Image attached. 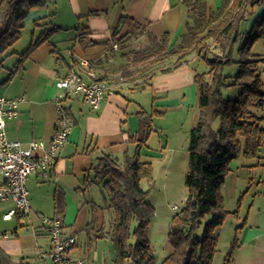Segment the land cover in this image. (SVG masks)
I'll return each instance as SVG.
<instances>
[{"label": "crops", "instance_id": "0c3cea01", "mask_svg": "<svg viewBox=\"0 0 264 264\" xmlns=\"http://www.w3.org/2000/svg\"><path fill=\"white\" fill-rule=\"evenodd\" d=\"M197 1L204 7L206 17L224 2ZM189 11L182 0H47L28 10L20 38L9 54L0 56V93L9 98L24 97L18 106V118L7 121V136L24 145L32 140L47 143L57 118L53 99L60 93L55 85L58 77L70 72L80 74L86 81L103 77L108 81V90L98 107H91L72 93L63 96L61 104L72 117V128L55 163L26 177L28 212L5 220L3 213L13 202L0 200V248L14 262L52 264L39 258V253L50 247L48 230L40 222L45 216L59 218L64 233L76 235L67 257L80 259L81 264H115L109 236L105 233L96 237L99 232L90 225L95 213L99 214L93 224L95 230L101 225L106 229L113 219L111 210L101 208L104 201L98 186L84 182L99 156L133 153L137 148L135 140L147 134L139 147V157L150 164L152 177H160L165 184L174 175L184 177L189 130L200 116L194 76L205 68L194 66L192 60L198 58L193 57L167 71L159 67L148 72V66H144L131 73L124 60L129 51L128 37L140 41L149 37L152 41L167 33L168 44L181 42L186 23L194 19ZM123 16L131 18V22L118 24ZM41 36L45 38L19 61L30 42ZM114 37L122 38V42H115ZM252 51L264 54V38L253 43ZM82 59L88 66L80 64ZM165 66L168 65L162 67ZM259 72L264 82V59L259 63ZM141 115L148 127L143 125ZM261 150L259 157H264V145ZM2 180L0 176V183ZM93 204L98 206L94 208ZM235 234L237 245L232 262L264 264V215L258 223L246 224ZM233 236L234 232L229 237L231 242Z\"/></svg>", "mask_w": 264, "mask_h": 264}, {"label": "trees", "instance_id": "16d2710c", "mask_svg": "<svg viewBox=\"0 0 264 264\" xmlns=\"http://www.w3.org/2000/svg\"><path fill=\"white\" fill-rule=\"evenodd\" d=\"M191 5L196 14L187 22L181 34V42L168 44L169 34L154 38L155 54L137 53L136 61H163L169 55L178 54L177 61L158 70L167 71L186 61L188 49L195 50V57L202 60L206 69L197 72L194 80L199 89L200 116L198 123L189 130L188 160L184 183L187 197L184 205L171 217L168 243L172 250L161 261L156 260L147 238V227L153 216V206L146 200V191L141 187L142 179H151V167L139 157V147L147 134L136 139L133 153L121 156L103 154L90 166L85 175V185L96 184L102 194L105 208L113 213V219L105 229L95 230L93 224L99 219L95 213L90 221L96 237L109 236L114 251V263L123 264H212L217 247L215 228L223 223L229 211L224 208L221 187L225 182L229 162L240 155L259 158L264 145V82L259 72V63L264 59L252 51L253 43L264 38V13L258 15L246 31L241 24L253 7L261 0H224L222 5L205 16L204 7L197 0H182ZM47 0H1L0 1V53H5L21 35L24 19L31 7L44 5ZM131 22L123 16L118 24ZM51 31H49L50 33ZM115 31L113 35L115 36ZM45 36L30 42L20 54V60ZM115 42H122V38ZM236 64L232 74L224 69ZM155 71V70H154ZM103 80V77H97ZM141 87L144 86L143 83ZM238 87L237 96L223 98L224 86ZM255 110L262 113L257 114ZM143 125L148 127L144 116ZM58 197L55 207L59 208ZM98 205L93 204L96 208ZM236 211H234L235 213ZM245 219H243L244 223ZM243 223L236 226L242 228ZM237 245L234 233L231 255ZM0 264H22L14 262L0 248Z\"/></svg>", "mask_w": 264, "mask_h": 264}, {"label": "rangeland", "instance_id": "374dc122", "mask_svg": "<svg viewBox=\"0 0 264 264\" xmlns=\"http://www.w3.org/2000/svg\"><path fill=\"white\" fill-rule=\"evenodd\" d=\"M186 5L189 10L191 5ZM193 10L194 9L189 11L191 16L196 14ZM262 13H264V0L257 3L253 7L252 12L246 16L240 26L241 30L244 31L248 29L251 25L250 21H253ZM128 39V41H130V44L128 45L129 51L126 53L124 64L125 67L128 69L130 68L131 73H135V71L144 66H148V72L154 71L164 65L175 63L179 56V53H176L169 55L167 59L163 61H153L152 63L151 60H154V57L145 61H136L137 53L139 52H144V54H155V51L157 50L156 44L154 40L150 41L149 37L142 41L131 37H128ZM12 46L6 50V54L10 53L13 49ZM1 54L2 53H0V56ZM7 57L8 55H6V58ZM193 57L196 58L195 50L188 49L183 58L188 60L193 59ZM192 61L193 65L199 69H206V65L202 60L195 59ZM133 66L134 68H131ZM235 70L236 64H231L224 69V72L226 74H232ZM124 72L129 71L125 70ZM103 81L108 84L107 80L103 79ZM238 90L237 86L228 85L221 89V94L223 98H234L237 96ZM257 112H259V110H255V113ZM261 152L263 151L261 150ZM228 165L230 170L228 171L225 182L221 187V193L224 197V208L229 211V213L225 216L223 223L214 230L217 236V250L212 261L213 264H223V258L226 259V256L230 251L231 241L229 240V237L233 232H241L246 224L258 223L264 215V157L247 158L240 155L231 159ZM235 175L237 176L236 181ZM140 185L146 191V200L154 209L153 216L151 217L146 232L147 238L156 256V260L159 262L172 250L167 239L169 224L171 217L175 213L174 211H179L184 205L187 197V188L184 183V177H177L175 175L173 178H170V183L168 184L162 183L160 177L154 178L151 176V179H142ZM233 189L236 193L234 195H232ZM98 191L101 195L99 186ZM174 206L177 207L176 210L172 209ZM234 211L236 212L234 213ZM243 219H245L244 223ZM242 223V228L236 230V226H239ZM6 225L9 226L10 223H7ZM227 260L229 261L225 264H234L230 258L227 257ZM123 264H132V262L128 260Z\"/></svg>", "mask_w": 264, "mask_h": 264}, {"label": "built area", "instance_id": "2783aa9c", "mask_svg": "<svg viewBox=\"0 0 264 264\" xmlns=\"http://www.w3.org/2000/svg\"><path fill=\"white\" fill-rule=\"evenodd\" d=\"M80 64L88 66L85 59ZM90 74L91 70L89 71ZM60 90L53 99L57 109V118L51 137L47 143L41 140H32L27 145L7 136L6 125L8 120H14L19 115V104L24 97H6L0 93V200L10 199L13 206L3 213V219L9 220L15 214H25L29 210L28 191L25 187L26 177L33 171L42 170L52 166L56 161L59 150L65 144L72 128V117L61 104L66 93L80 96L91 107H98L108 90L107 83L103 80L93 79L86 81L80 74L70 72L58 77L55 81ZM41 153L37 154L36 151ZM176 210L177 207L172 208ZM41 224L48 230L50 247L47 251L39 253L41 260H48L52 264L76 262L82 260L67 257L68 249L75 243L76 235L65 234L61 221L57 217L40 218Z\"/></svg>", "mask_w": 264, "mask_h": 264}, {"label": "bare ground", "instance_id": "6f19581e", "mask_svg": "<svg viewBox=\"0 0 264 264\" xmlns=\"http://www.w3.org/2000/svg\"><path fill=\"white\" fill-rule=\"evenodd\" d=\"M174 212H176V211H174Z\"/></svg>", "mask_w": 264, "mask_h": 264}]
</instances>
